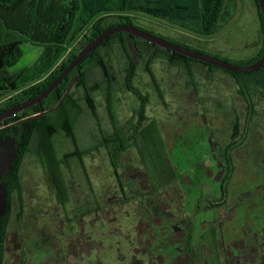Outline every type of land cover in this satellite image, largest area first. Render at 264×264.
<instances>
[{
	"label": "flooded vegetation",
	"instance_id": "flooded-vegetation-1",
	"mask_svg": "<svg viewBox=\"0 0 264 264\" xmlns=\"http://www.w3.org/2000/svg\"><path fill=\"white\" fill-rule=\"evenodd\" d=\"M225 5L226 8L218 19L191 20H211L212 25L213 20H219L216 30L208 35L213 37L221 27L229 25L233 16L228 13L231 9L235 11L237 0L226 2ZM256 9L259 14L257 6ZM158 19L174 20L168 17ZM241 21L238 25H242ZM249 21L256 26L254 37L258 35L259 38L254 39V45L250 43V39L244 40L242 48L248 53L238 62L214 57L244 67L255 64L263 57L264 16L262 19L259 14L258 20ZM229 30L230 28L227 31ZM160 37L191 48L172 37ZM127 40L128 45L129 42L133 43L134 50L141 52V57L148 56L142 61V66L151 80H145L136 86L139 64L123 49L128 61L124 84L131 95L126 107V111L131 112L128 125H124L122 101L115 100L113 96V79L108 81L109 85L105 88L106 91L109 88L111 94V98L107 92L104 95L107 119H98L97 114H94L101 133L100 148L105 149L103 153L111 165L116 190L107 195L106 202L96 199L95 210L88 209L89 212L95 213V219H104L103 212L113 209L111 219L115 222L119 206L125 208L129 204L133 207L137 204L135 207L138 211L135 214L128 212L127 216L133 221L134 218L138 219V223L146 221L142 230L130 220L126 223L120 219L119 225L113 228L109 226L110 237L114 238L116 233H120L118 228L131 225L127 230L135 238L138 251L133 249L132 253L134 263L137 264H264V65L253 72H232L217 65L200 62L206 68L198 72L199 77L205 76V80L199 81L195 79L197 71L193 70V66H186V63L178 61L181 59L178 52L141 38ZM155 46L164 49L166 55L161 59L173 62L174 67L179 70L181 79L178 77V84L182 83L187 93L190 92L193 110L202 105V100L205 101L204 112L196 113L195 110L192 117L190 114V120H186L190 124L188 134H183L171 123L170 128L165 130L167 135L162 132L158 119L165 122L167 117L171 119L164 113L169 107L168 101L159 93V99H156L159 103L154 104L155 112H151L152 96H149L147 88L152 80L157 84L151 67L153 53L159 52ZM130 73L132 77L129 76ZM217 75H222L225 80L221 86L212 83L211 77ZM200 92L207 95L205 99L197 97ZM172 94L169 90V95ZM160 106L164 112H161ZM101 121L109 122L110 127L104 129L105 125ZM1 136L4 135L0 134ZM34 136L42 139L40 162L50 176L45 165L46 160L48 164L50 160L46 157L43 142L46 141L45 137L54 135L51 136L48 131L35 130ZM76 148L79 150L78 146ZM18 150L20 148L16 147L14 159L0 180V190H3L0 193V203L5 206L0 212V264L6 263V257L12 248V244L9 245L11 234L15 232L20 246L19 249L14 248V251L18 257L17 264L22 263V240L28 231L30 234L34 232L35 226L25 222L31 214L23 211L26 198L23 196L22 175L20 176L22 162L18 170L13 172L19 158ZM78 155L80 157L82 153ZM68 157L70 155L63 160ZM83 167L84 170L87 169L85 162ZM130 170L133 176L128 177L125 174ZM50 179L56 189V201L65 208L69 199L57 188L53 178ZM61 212L65 217V226L66 217L69 218L70 214L68 215L66 208ZM84 216L82 221L85 225L87 221H84ZM11 221L13 225L9 226ZM67 228L69 229L68 225ZM83 231L85 232V227L82 228ZM91 237L88 236L87 239ZM18 240L14 244L18 245ZM100 240L103 245V239ZM79 241L91 247L92 243L86 239L85 242Z\"/></svg>",
	"mask_w": 264,
	"mask_h": 264
},
{
	"label": "rangeland",
	"instance_id": "rangeland-1",
	"mask_svg": "<svg viewBox=\"0 0 264 264\" xmlns=\"http://www.w3.org/2000/svg\"><path fill=\"white\" fill-rule=\"evenodd\" d=\"M70 1L12 0L11 3L6 4L4 0H0V44L17 38H22L24 41L21 47L20 58L10 68L11 70H26L29 74L44 67L49 61L51 37L46 36L45 32L40 33V28L39 31L33 28L32 34H25L23 31L29 29L31 24L30 14H32L34 20L37 17L42 20V16H46L47 12L50 11L51 19H53L52 17L57 18L60 16L63 4L67 5ZM133 16L135 23L153 30L157 35L168 38L172 37L178 42L186 43L192 49L205 52L211 56H219L231 62H238L241 57L248 53L245 48H242L244 40L248 41L250 39V43L254 45V39L259 38L258 35L254 37L256 26L249 21L258 20L259 18L254 0H237V6L229 25L221 27L213 37L200 35L197 32V25L187 28L176 25L169 20H161L142 13H134ZM82 17H84V11H81L75 28L71 32V36L66 44H64V48H67V51L63 58H67L73 50L80 49L84 43L86 34L89 33L92 24L95 23L94 21L90 25L83 27L84 23L81 22L83 21ZM240 21L242 25H238ZM82 27L84 29L79 31ZM229 28L230 30L227 31ZM125 40L133 59L139 64L136 86L138 87V83L145 80L150 82L151 78L142 66V61L146 60L148 56L145 54L144 58L141 57V54H139L141 52L134 50V44L129 42L128 45L127 38ZM118 42L119 39H116L110 49H104L105 51L107 50V53L101 50L97 56L103 55L104 58L106 57L105 60L110 65L111 79L114 82L111 89L114 99L122 101L121 104L125 107L121 106L125 117L123 118L124 125L127 126L131 118V112L126 111L131 95H129L124 84L127 77L126 65L128 61L123 48ZM246 45L249 44L247 43ZM215 47L224 51H218ZM153 54L154 56L152 57L154 59L151 67L156 76L154 80H157V84H154L152 80L150 86L147 88L149 96H152L153 105L151 112H155L153 110L154 104L159 103L156 102V99H159V93L168 101L167 105L169 106L165 112L162 106L159 108L161 112L169 115L171 119L169 120L167 117L166 122L168 125L164 120L158 119L162 132L167 135L165 130L166 128H170L169 125L171 123L177 130L182 131L183 134H188L190 124L188 125L186 120L190 118V114L192 117V113L195 110L196 113L204 112L203 104L205 101L202 100V105L196 106V109L193 110L194 105L191 102L190 92L189 94L187 93V89H185L182 83L179 82L178 84V80L181 79V75H178L179 70L174 67L173 62L170 63L161 59L162 56L159 52ZM184 65L193 66V70L197 71L195 79L199 81L205 80V76L199 77L200 73H198L201 72L200 69L206 68L205 66L193 61H188ZM46 77H42V80ZM87 79V84H89V87L94 92L97 118L106 120L108 111L104 95L107 92L105 88L109 85L108 78L101 64L94 63V59L89 63ZM75 80L76 77L73 78L69 87V89L77 93L76 97L79 99L81 105L74 130L75 139L67 136L65 131L54 134V137H45L46 157L50 160L54 171L61 174V176L56 177L65 189L64 193L67 199H69L66 202L65 208L70 217H66L64 226L63 219L65 220V217L61 211L65 208L62 207L58 200L56 201L57 193L54 184L49 174L41 166L40 146H42V139L39 136V138L35 137L34 133H32V137L30 138L31 143L22 159V174L20 176L22 175L23 196L26 198L23 211L25 214H31V217L29 215L25 222L30 226H35H33L34 232L30 234L28 231L22 240L23 249L20 251V255L24 256V258L21 264H54V262L55 264H137L136 262L134 263L132 253L133 249H135V252L138 251L134 242L135 238L127 230L131 225H128V227L124 225L123 228H118L120 233H116L113 236L114 238L110 237L109 232L111 227L113 228L121 223V221L118 222L120 219L128 223L130 218L127 216V213L135 214L138 211L137 207H135L137 204H134V207L129 204L125 208H123L124 206H119V214L115 216L117 218L115 222L111 219L113 209L108 210L109 212H103V215H105L104 219H99V217L95 219V213L89 212V210H95L96 199L106 202L107 195L116 190V180L113 178L109 160L103 153L105 149L100 148L101 133L98 128L99 122L95 120L96 114L94 115L88 107L87 102L83 99V92L73 87ZM211 80L212 83L214 82L218 86L225 83L222 75L213 76ZM162 89L164 94L162 93ZM169 90L173 92L172 95H169ZM14 96H5L0 99V108L4 107ZM186 96L188 99H186ZM206 96L205 93L201 92L197 95L200 99H205ZM31 113L30 111L26 115L21 113L0 127V134L4 135L0 137V180L14 159L16 147L20 148L23 145L21 144L24 141L22 135L30 129L29 124L34 117ZM101 123H104L105 126L103 128L106 130L110 127L109 122L101 121ZM76 146H78L80 151L77 150ZM77 151L82 153L80 157L77 155ZM67 155H70V157L67 160H63ZM82 161L85 162L87 168L85 170L83 167L84 162ZM125 175L128 177L133 176L132 170ZM0 193L2 194L3 190H0ZM4 207L0 203V212ZM122 213L123 215H121ZM83 216L85 217L84 221H87L85 225L82 221ZM137 220L134 218V221L132 219L130 222L132 221L133 224L138 225V228L142 230L146 226V221L138 223ZM11 225H13L12 221L9 226ZM109 226H111L110 229ZM84 227L85 232H82V228ZM11 235V243L9 245L12 244V248L6 257L5 264H17L18 261L17 254L14 251V248L19 249L18 246H20L18 234L15 232ZM16 236L18 245L14 244L17 241ZM88 236L92 237L87 239ZM100 238L103 239V245H101ZM85 239L87 242L92 243L91 247L79 241L83 240L85 242ZM124 256L126 258H123Z\"/></svg>",
	"mask_w": 264,
	"mask_h": 264
},
{
	"label": "trees",
	"instance_id": "trees-1",
	"mask_svg": "<svg viewBox=\"0 0 264 264\" xmlns=\"http://www.w3.org/2000/svg\"><path fill=\"white\" fill-rule=\"evenodd\" d=\"M231 1L233 0H71L69 4H63L60 16L57 18L52 17L53 19H51L49 14L50 11L47 12L46 16H42V20L38 17L34 20L32 14H30L31 24L29 29L23 32L25 34H32L33 28H36L38 31L40 28V33L45 32L46 36L51 37L49 61L44 67L34 73L28 74L26 70L13 71L10 68L19 60L21 47L24 41L22 38H17L0 44V99L5 96L15 95L4 107L0 108V113L24 100L40 94L61 71L69 65L85 44L107 28L122 24H131L156 34L153 30L135 23L133 20L134 13H142L154 18L168 17L174 19L170 20L172 23L187 28L197 25V32L200 35L208 36L211 34L212 30H216L219 20H213L212 25L211 20L191 19H218L226 8L225 3H230ZM4 2L6 4L11 3L12 0H4ZM254 3L259 9L260 17L263 19L258 0H254ZM81 11H84V17H82L83 21H79L84 23L83 27L90 25V23L94 21L95 23L92 24L89 33L86 34L85 40L83 41L84 43L81 45L80 49L73 50L67 58H63L67 51V48H64V44H66L71 36V32L75 28L76 21H78ZM228 14L232 17L234 9L229 10ZM83 27L80 28L79 31H82L84 29ZM125 38L139 39L127 32H119L111 35L78 64L44 100L0 122L1 127L5 122H9V120L21 113L26 115L29 111L32 112L31 114L34 116L29 124L30 129L22 135L24 141L21 142L23 145L20 147V150H18L19 158L17 159V166L14 168L13 172L18 170V166L22 162L23 156L31 143L30 138L32 137V133H34L35 130L48 131L51 136L60 131H65L75 139L74 130L81 105L79 99L76 97L77 93L69 89L71 82L73 78L76 77L74 87L83 91V99L95 114L96 106L93 95L94 92L92 88L89 87V84H87V69L89 63L94 59V63L101 64L108 81H112L110 67L107 63L108 61L105 60L103 55L97 56V54L105 48H107V50L110 49L111 46H113V42L119 39L118 43L127 52L130 58H132V54L129 52L126 45ZM155 47L158 48L161 56L166 55L164 54L163 48L159 46ZM178 56L181 57V59H178L179 62L186 63L188 61H195L180 53ZM153 59L154 58L151 57V63ZM196 62L207 64L202 61ZM45 76L47 77L42 80V77L44 78ZM129 76L132 77V74L130 73ZM107 95L111 98L109 88L107 89ZM43 144L46 146L45 141ZM78 154L79 151H77V155ZM45 165L49 169L50 176L53 178L57 188L59 187L60 190L64 192L65 189L56 177L59 175L61 176V174L55 172L51 163L48 164L47 160ZM61 200L63 201L62 197Z\"/></svg>",
	"mask_w": 264,
	"mask_h": 264
},
{
	"label": "water",
	"instance_id": "water-1",
	"mask_svg": "<svg viewBox=\"0 0 264 264\" xmlns=\"http://www.w3.org/2000/svg\"><path fill=\"white\" fill-rule=\"evenodd\" d=\"M259 5L261 7L263 16H264V0H258ZM119 32H127L134 36H137L141 39H144L148 42H151L153 44L159 45L161 47L170 49L172 51L178 52L180 54H183L189 58H193L196 60H200L206 63H210L213 65L220 66L226 70L232 71V72H253L259 69L261 66L264 65V55L263 57L256 62L253 65L244 67L239 66L233 63H230L228 61L216 58L214 56L193 50L191 48L182 46L180 44H176L174 42H171L165 38H162L160 36H157L153 33H150L142 28H139L137 26L131 25V24H122L117 26H112L110 28H107L103 32H101L98 36H96L94 39L89 41L87 44H85L82 49L78 52L76 57L69 63L67 67H65L61 73L45 88L40 94L37 96L24 100L20 103H18L15 106H12L0 113V122L4 121L5 119L12 117L16 115L17 113L27 109L28 107L41 102L44 100L54 89L57 87L64 78L71 73V71L80 64L89 54H91L105 39L110 37L111 35Z\"/></svg>",
	"mask_w": 264,
	"mask_h": 264
}]
</instances>
